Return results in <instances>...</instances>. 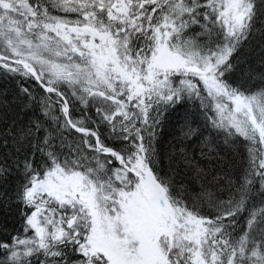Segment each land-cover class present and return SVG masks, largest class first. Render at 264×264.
<instances>
[{"label":"trees","instance_id":"1","mask_svg":"<svg viewBox=\"0 0 264 264\" xmlns=\"http://www.w3.org/2000/svg\"><path fill=\"white\" fill-rule=\"evenodd\" d=\"M226 2L0 0L1 57L24 62L26 41L74 72L31 63L47 93L0 59V264H112L85 239V205L32 194L62 170L121 212L137 179L72 126L151 176L173 234L164 264H264V0H241L240 26ZM161 40L182 63L160 68Z\"/></svg>","mask_w":264,"mask_h":264},{"label":"rangeland","instance_id":"2","mask_svg":"<svg viewBox=\"0 0 264 264\" xmlns=\"http://www.w3.org/2000/svg\"><path fill=\"white\" fill-rule=\"evenodd\" d=\"M122 2V0H120ZM120 8V6H119ZM224 15L228 22L234 26H240L246 15L245 8L241 4V0H228L225 4ZM27 46L22 47L16 51V54L22 56V61L27 65L31 63H39L46 69L49 74L55 75L57 78L64 79L69 78L72 70L67 66H54L49 65L43 59L38 57V54L30 50L31 44L26 41H20ZM164 41H160V54L157 59V64L162 69H171L182 63L181 60L171 54L164 45ZM103 77V76H102ZM97 147V145H96ZM98 152L108 153L111 151L102 150L99 146ZM109 157V156H107ZM132 170L136 171L141 179H137L135 185L132 188L126 189L122 192L123 202L121 206V212L115 215L114 218L107 216L101 202L95 197V191L93 186L87 182L85 177L75 173H66L62 170H55L52 173L53 185H41L38 186L32 194L42 191L49 194L50 197L63 194L65 197L70 196L71 203L78 198V204L85 205L88 210V214L93 215L95 220L92 221V231L88 234L87 242H93L98 244L100 252H106L105 256L111 258L112 264H117L116 259H122L127 256L128 261L133 264H156L153 258V242L158 234L162 232L163 224L159 222L157 217L162 214L163 208L160 198V192L158 193V206L154 207V196L156 191L154 190L151 176L146 169L139 171L137 168ZM118 178V176H117ZM144 182H148L151 186L149 189ZM53 186H59L53 187ZM71 220L70 222H72ZM74 222V221H73ZM168 231V230H167ZM172 233L168 232V237L172 239ZM95 245V244H94ZM129 256V257H128ZM159 263L164 264L166 257L161 253L160 247H158ZM113 258H116L115 260ZM129 264L128 262H126Z\"/></svg>","mask_w":264,"mask_h":264},{"label":"water","instance_id":"3","mask_svg":"<svg viewBox=\"0 0 264 264\" xmlns=\"http://www.w3.org/2000/svg\"><path fill=\"white\" fill-rule=\"evenodd\" d=\"M0 59H4L6 60L5 58H2L0 57ZM6 61H9V60H6ZM13 63H17V62H14L12 61ZM20 64V63H19ZM23 66V68L29 72L31 75H33V77L38 81V78H37V75L35 74V71L30 67L28 66L27 64H21ZM39 82V81H38ZM40 83V82H39ZM40 85L42 86V88L44 89V91L46 92H52V89L46 87V86H43L41 83ZM65 113H66V117H67V120H68V112L67 110H65ZM73 128V127H72ZM76 132L80 133V134H83V135H89V134H92L93 136H95V139H96V143H97V147L99 148V139L98 137L96 136V134L90 132V131H87V130H77L75 128H73ZM103 155L105 156H110V157H115L117 158L120 163L127 169V167L125 166V163H124V159L122 156L118 155L117 153L115 152H108V153H105L103 152L102 153ZM132 174H134V176L140 178V176L138 174H136L135 172L129 170ZM146 184L149 186V184L146 182ZM155 200H157V196L155 197ZM157 205V203H155V206ZM163 222V220H161ZM74 224V222L72 221L70 223V226L72 227ZM167 234V231H166V223L163 222V232L161 234H159L158 236H156L155 240H154V243H153V249H154V257H155V263L157 264L159 259H158V254H157V244H158V241Z\"/></svg>","mask_w":264,"mask_h":264},{"label":"flooded vegetation","instance_id":"4","mask_svg":"<svg viewBox=\"0 0 264 264\" xmlns=\"http://www.w3.org/2000/svg\"><path fill=\"white\" fill-rule=\"evenodd\" d=\"M95 233L93 232V235H94ZM89 236L88 235H86L85 236V239H87ZM91 246L93 247L94 246V244H93V242H91ZM97 247H98V244H97Z\"/></svg>","mask_w":264,"mask_h":264},{"label":"bare ground","instance_id":"5","mask_svg":"<svg viewBox=\"0 0 264 264\" xmlns=\"http://www.w3.org/2000/svg\"><path fill=\"white\" fill-rule=\"evenodd\" d=\"M152 252H153V254H154V251H152ZM153 254H152V255H153Z\"/></svg>","mask_w":264,"mask_h":264}]
</instances>
